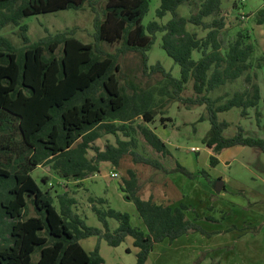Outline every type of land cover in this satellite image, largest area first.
<instances>
[{"label": "trees", "instance_id": "1", "mask_svg": "<svg viewBox=\"0 0 264 264\" xmlns=\"http://www.w3.org/2000/svg\"><path fill=\"white\" fill-rule=\"evenodd\" d=\"M184 4L190 8L188 17L178 13ZM86 7L94 14L91 43L77 39L75 29L31 43L28 27L22 25L32 16ZM149 10L150 0H0V31L18 27L23 40L17 48L0 36V228L6 231L0 236V264H104L99 244L87 252L80 243L91 237L114 248L132 238L138 249L136 264H146L156 244L205 233L188 218L187 205L143 199L138 176L131 169L120 190L134 203L143 228L133 226L130 215L110 207L107 199L95 197L89 203L101 227L88 226L73 196L56 192L53 197L31 176L37 167L48 166L63 181L80 182L100 174L101 164L118 169L129 155L135 164L152 166L166 175L180 172L192 177L179 163L168 169L138 151L133 123L140 118L153 123L158 107L174 102L188 110L205 107L200 121L211 125L204 139L213 153L211 167L218 165L222 151L236 146L264 154L263 138L248 136L242 127L226 137L230 124L218 117L239 109L248 118L255 110L258 127L264 129L260 111L264 82L262 89L259 83L264 55L255 57L248 31H239L224 45L222 0H161L156 17L163 20L170 14L171 19L144 26ZM256 16L264 28V7ZM188 25L207 33L199 37ZM160 33L162 48L180 67V78L160 63L149 65L148 53ZM104 45L116 46V52L106 51ZM128 53L140 56L144 76H158L155 85L144 88L121 79L120 57ZM189 90L192 95L184 96ZM169 121L161 117L163 125ZM137 129L148 147L173 159L168 145L151 128L139 125ZM121 133L128 139H121ZM104 135L114 136L116 143L102 150L96 143ZM29 205L36 216H28ZM111 220L118 223L116 229L111 228Z\"/></svg>", "mask_w": 264, "mask_h": 264}, {"label": "rangeland", "instance_id": "2", "mask_svg": "<svg viewBox=\"0 0 264 264\" xmlns=\"http://www.w3.org/2000/svg\"><path fill=\"white\" fill-rule=\"evenodd\" d=\"M160 5L161 0H150V10L143 20L144 26L153 21L165 24L171 19L170 14L163 20L156 17ZM262 7H264V0H222V16L226 20V28L222 32L224 45L233 41L239 31H248L250 41L255 43V57L264 55V28L256 22V14ZM178 13L183 17H188L190 15L189 6L181 5ZM93 20L94 14L86 7L83 10L72 9L32 16L24 19L22 25L28 27V37L31 43L74 29L77 39L83 43H91L94 42L95 33ZM210 20L211 18L206 19L208 22ZM188 30L196 32L199 37L207 33L202 28L193 25H188ZM19 34V28L13 26L0 31V36L9 38L17 48L23 46V40ZM162 36V33L157 35L156 43L148 53L149 65L160 63L175 78H180L179 65L162 48ZM103 48L110 53L116 52L114 45H104ZM198 57L197 53L194 54L195 59ZM119 62L121 70L119 75L123 81H132L144 88L155 85L158 76L151 78L143 75L138 54L128 53L121 56ZM263 82H261L262 87ZM240 84L239 82L233 85V88L239 87ZM229 90L228 85L226 91ZM191 95V90L184 93V96ZM251 111L248 118H243L239 109L219 114L220 121L230 124L224 135L233 137L238 127H242L245 132L248 131L250 136L264 139V129L258 127L255 110ZM260 111L264 125L263 101L260 104ZM205 113L204 106L188 110L174 102L167 104L165 108L158 107L153 123L146 124L141 118L133 123L135 130L132 133L137 139L138 151L141 154L159 160L168 169L174 168L179 163L192 173V177H187L180 172L166 175L164 171L152 166L142 163L135 164L129 155L122 159L118 169L110 163L101 164V174H97L96 177L90 175L80 182H64L48 166L37 168L31 176L44 192L49 191L53 197L57 195L56 192H67L73 196L77 200L79 214L85 219L87 225L99 228L101 223L92 211L89 198L107 199L110 207L130 215L133 226L143 228L134 203L127 201L120 190L123 179L129 178L127 173L129 169L134 170L142 188L141 195L148 198L156 188L160 187V182L165 177H169V180L181 188L186 196V200L183 199L182 203L189 208L188 218L198 224L205 233H191L172 244L168 241L157 244L151 255L152 261L149 260L147 264H221L224 255H226L224 264H248V256H254L257 259L264 257V201L255 204L256 202L252 200L262 195L264 173L254 167V170L251 169L246 174H242L237 169V163L232 168L211 167L210 157L213 153L204 144L211 125L208 120L200 121ZM161 117L170 118L172 121L165 122V126L161 123ZM139 125L151 128L168 145L173 159L162 157L148 147L143 142L140 130L137 129ZM119 137L123 140L128 139L122 133ZM108 143L115 144L116 138L112 135H104L96 144L103 150ZM250 150L253 154H259V161L264 163V154L261 151L252 148ZM90 154L93 155L94 152L91 151ZM249 155L250 152H248ZM259 161H256L257 165L263 166ZM240 162L243 161L240 160ZM113 174L117 176L114 177ZM222 178L226 180L225 191L218 193L213 185ZM222 196H225L226 200ZM27 214L28 216L37 215L31 205H29ZM110 224L112 229L118 227V223L114 220H111ZM1 229L0 236L4 237L6 231ZM132 241V238H128L124 244L114 248L104 240L99 242L96 237H92V239L84 240L81 245L86 251H93L99 244L104 264H136L138 249L133 246ZM128 248L131 249V253H127Z\"/></svg>", "mask_w": 264, "mask_h": 264}, {"label": "crops", "instance_id": "3", "mask_svg": "<svg viewBox=\"0 0 264 264\" xmlns=\"http://www.w3.org/2000/svg\"><path fill=\"white\" fill-rule=\"evenodd\" d=\"M263 27V26H262ZM264 70V69H263ZM262 70V72H263ZM261 71L259 72V83L262 89V84L261 82L264 81V72H263V77L261 76ZM261 80V81H260ZM262 94H263V89H262ZM252 113V111H250V114ZM250 117V116H249ZM248 136L249 133L248 131L245 132ZM252 137V136H251ZM258 138V137H255ZM251 147H243V146H236V147H232L229 149H225L224 151H222V153L218 156V167H226V168H232L233 165L235 163L238 164V171L242 174H246V172L251 171V169L254 170V167L259 169L261 173H264V163H261L259 161L260 156L259 154H253V152H251L252 150H250ZM255 149V148H252ZM256 150V149H255ZM248 152H250V155L248 156ZM245 158V159H242ZM249 158V159H247ZM259 161L260 164H263V166L257 165L258 162L255 161ZM240 160H242L243 162H240ZM249 161V162H248ZM256 163H255V162ZM247 162V163H246ZM42 167V166H39ZM37 167V168H39ZM36 168V169H37ZM50 168V167H49ZM102 170V169H101ZM102 173V172H101ZM100 173V174H101ZM111 175V174H110ZM94 177H96V175H94ZM169 177H165L161 182H160V187L156 188V190L154 191V193L152 195H150L148 198H144L143 195H141L142 191H140V195L143 199H149L150 197H153L154 200L160 204H165V205H173V206H177L180 203L184 202L185 199V195L183 194V190L177 186H175L173 184V182H171L169 180ZM62 180V179H60ZM222 180L224 181L225 179L222 178ZM46 181H44L45 183ZM65 182V181H64ZM70 183V182H69ZM225 186H226V180H225ZM225 186H224V191H225ZM222 190V191H223ZM122 192V191H121ZM222 193V192H221ZM220 195V194H219ZM225 197V196H224ZM223 196L222 198L225 199ZM221 198V199H222ZM184 199V200H183ZM226 200V199H225ZM254 202H256L255 204H258L259 201H264V189H262V195L260 197H257L255 199H252ZM251 204V203H250ZM260 235V234H259ZM92 239L88 238V239H84V240H89ZM82 240L80 243L82 244V242L84 241ZM133 242V241H132ZM125 243V242H124ZM123 243V244H124ZM133 244V243H132ZM172 244V243H171ZM157 245V244H156ZM155 245V246H156ZM121 246V245H120ZM134 246V245H133ZM137 249V248H136ZM155 249V247H154ZM127 253H131V249L128 248L127 249ZM87 252H91V251H87ZM138 252V251H137ZM154 250L152 251V253L150 254V257L148 259V261H152L151 255L153 254ZM225 256H223V260L221 264H224L223 261L225 259ZM248 260V264H264V257H259L258 259L254 256H248L247 258ZM147 261V263H148ZM225 262V261H224ZM146 263V264H147ZM220 263V261L218 262Z\"/></svg>", "mask_w": 264, "mask_h": 264}, {"label": "water", "instance_id": "4", "mask_svg": "<svg viewBox=\"0 0 264 264\" xmlns=\"http://www.w3.org/2000/svg\"><path fill=\"white\" fill-rule=\"evenodd\" d=\"M214 189L216 192L220 193L224 189L225 183L223 180H218L214 183Z\"/></svg>", "mask_w": 264, "mask_h": 264}, {"label": "built area", "instance_id": "5", "mask_svg": "<svg viewBox=\"0 0 264 264\" xmlns=\"http://www.w3.org/2000/svg\"><path fill=\"white\" fill-rule=\"evenodd\" d=\"M113 176H114V177H116V176H117V174H113Z\"/></svg>", "mask_w": 264, "mask_h": 264}]
</instances>
